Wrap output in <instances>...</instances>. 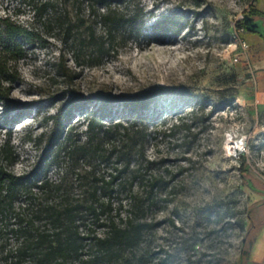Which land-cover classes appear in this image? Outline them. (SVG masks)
I'll return each mask as SVG.
<instances>
[{
  "label": "rangeland",
  "instance_id": "obj_1",
  "mask_svg": "<svg viewBox=\"0 0 264 264\" xmlns=\"http://www.w3.org/2000/svg\"><path fill=\"white\" fill-rule=\"evenodd\" d=\"M257 1L133 0L144 11L140 32H126L96 64L80 57L78 66L64 35L33 21L23 0H0V17L40 35L24 43L18 78L10 84L14 103L0 106V144L9 139L15 150L11 171L44 173L47 140L37 137L62 107L72 109L74 133L84 131L94 112L106 124L140 117L151 131L144 150L152 163L144 162L142 173L161 182L147 193L146 180H134L137 206L124 200L112 212L149 227L109 264H248L257 235L264 234V196L245 182L264 190L258 176L264 105L255 95L241 26L242 14ZM138 95L153 102L135 110L123 104ZM230 136L246 139L236 157L224 149ZM47 176L57 178L58 168L51 166ZM96 231L103 234L101 227ZM0 235V247L15 245L14 234ZM3 255L0 264H18Z\"/></svg>",
  "mask_w": 264,
  "mask_h": 264
},
{
  "label": "trees",
  "instance_id": "obj_2",
  "mask_svg": "<svg viewBox=\"0 0 264 264\" xmlns=\"http://www.w3.org/2000/svg\"><path fill=\"white\" fill-rule=\"evenodd\" d=\"M31 18L43 28L57 30L71 47L73 61L96 64L114 51L115 43L142 28L143 8L133 0H23ZM250 13L264 19L255 8ZM172 28V25L171 27ZM242 29L250 31L242 20ZM254 32V31H252ZM40 38L35 29L0 17V106L14 102L10 84L17 78L18 62L25 56L24 43ZM153 102L150 95L129 97L123 104L135 110ZM105 103H109L105 100ZM36 104V102H34ZM72 109L64 107L49 115L43 174L34 171L16 174L9 169L15 150L9 139L0 144V234L11 233L13 247H0L3 259L18 264H109L120 256V249L138 244L149 225L131 215L113 214L114 204L139 202L133 181L146 180L150 193L161 182L160 176L144 177V144L150 135L140 117L125 123H100L96 112L87 117L84 131L73 132ZM102 110V109H101ZM99 111L102 112V111ZM141 120V121H140ZM112 121V118H111ZM172 125L168 130H172ZM36 140V139H35ZM137 157L135 160L134 157ZM51 166L58 177L47 176ZM251 179L246 185L257 193ZM124 193V195H123ZM127 202V201H126ZM96 227L103 228L98 234ZM4 235H0L2 238ZM242 253L239 256L241 262Z\"/></svg>",
  "mask_w": 264,
  "mask_h": 264
},
{
  "label": "crops",
  "instance_id": "obj_3",
  "mask_svg": "<svg viewBox=\"0 0 264 264\" xmlns=\"http://www.w3.org/2000/svg\"><path fill=\"white\" fill-rule=\"evenodd\" d=\"M255 9L264 13V0H258ZM261 22L262 27H264V19ZM245 34L255 95L260 99V103L264 105V31H245ZM251 255L248 264H264V234L259 233L257 235Z\"/></svg>",
  "mask_w": 264,
  "mask_h": 264
},
{
  "label": "bare ground",
  "instance_id": "obj_4",
  "mask_svg": "<svg viewBox=\"0 0 264 264\" xmlns=\"http://www.w3.org/2000/svg\"><path fill=\"white\" fill-rule=\"evenodd\" d=\"M244 148V139L243 138H234L229 137L224 143V149L230 153L237 152Z\"/></svg>",
  "mask_w": 264,
  "mask_h": 264
},
{
  "label": "flooded vegetation",
  "instance_id": "obj_5",
  "mask_svg": "<svg viewBox=\"0 0 264 264\" xmlns=\"http://www.w3.org/2000/svg\"><path fill=\"white\" fill-rule=\"evenodd\" d=\"M250 17H252V22H258L260 24V26L257 28V29H250L248 28L251 32L254 31V32H259L261 31V28H264L262 27V18L259 17V16H256L252 13H247ZM244 23V22H243ZM247 27V26H246ZM252 183V181H250ZM252 185L254 186V188H256L258 191H261V192H264V190H262L261 188L257 187L254 183H252ZM261 196H264V194H260Z\"/></svg>",
  "mask_w": 264,
  "mask_h": 264
},
{
  "label": "water",
  "instance_id": "obj_6",
  "mask_svg": "<svg viewBox=\"0 0 264 264\" xmlns=\"http://www.w3.org/2000/svg\"><path fill=\"white\" fill-rule=\"evenodd\" d=\"M242 20L247 28L257 29L260 24L258 22H252V17H250L247 13L242 14Z\"/></svg>",
  "mask_w": 264,
  "mask_h": 264
},
{
  "label": "built area",
  "instance_id": "obj_7",
  "mask_svg": "<svg viewBox=\"0 0 264 264\" xmlns=\"http://www.w3.org/2000/svg\"><path fill=\"white\" fill-rule=\"evenodd\" d=\"M245 45V44H244ZM244 139V148L242 149V150H238L237 152H233V153H230L229 151H227V154H228V156H238L239 154L238 153H241V152H244L245 151V143H246V139L245 138H243ZM258 176H259V178L262 180V181H264V171H262L261 173L259 172L258 173Z\"/></svg>",
  "mask_w": 264,
  "mask_h": 264
}]
</instances>
